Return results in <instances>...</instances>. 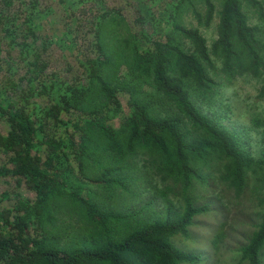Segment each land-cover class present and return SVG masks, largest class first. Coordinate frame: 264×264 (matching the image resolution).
Wrapping results in <instances>:
<instances>
[{
	"label": "trees",
	"instance_id": "16d2710c",
	"mask_svg": "<svg viewBox=\"0 0 264 264\" xmlns=\"http://www.w3.org/2000/svg\"><path fill=\"white\" fill-rule=\"evenodd\" d=\"M58 1L0 0V178L14 182L0 194V264H202L184 245L218 204L200 196L214 172L250 227L239 263L262 264L264 121L223 97L251 79L264 104V0H176L161 19L139 2L133 20ZM57 10L72 28L47 40ZM53 45L75 51L85 81L60 79Z\"/></svg>",
	"mask_w": 264,
	"mask_h": 264
},
{
	"label": "rangeland",
	"instance_id": "374dc122",
	"mask_svg": "<svg viewBox=\"0 0 264 264\" xmlns=\"http://www.w3.org/2000/svg\"><path fill=\"white\" fill-rule=\"evenodd\" d=\"M48 1L47 4H51L52 7H58V0H43ZM102 1L107 8L115 7L121 10L127 17H131V19L140 18L139 13V2L144 4L141 12L144 14L147 13V7H152L150 11H152L156 17L160 18V16L164 15V10L168 7L171 8L173 4H175L176 0H98L97 3ZM89 2L87 9L92 10V4ZM157 3V4H156ZM147 5V7H145ZM43 6V4H42ZM61 10V9H60ZM57 10L56 17L51 18L55 19L53 24L49 29V33L47 40L51 39L52 33L57 31L58 25L64 27L65 30L71 29V17L63 15L62 11ZM84 10V9H83ZM85 14L81 11V13L77 14L78 20H83L89 22L92 20L91 14ZM162 13V15H161ZM75 20V19H74ZM45 23V22H44ZM46 24V23H45ZM47 25V24H46ZM214 26L206 31L205 35L208 38L209 43H212V40L215 38ZM137 27L136 30H138ZM151 32V29H149ZM50 37V38H49ZM57 39V38H56ZM51 52V56L56 58L57 65L59 66V75L62 81H67L74 84H79V82L85 81L82 70H79L77 65V56L74 53H69L68 51L61 52L55 45L51 46L48 49ZM90 52V51H89ZM78 56L81 55L78 49ZM256 82L251 79H240L237 80L234 84L227 87L224 90V102H231L238 107V109H243L245 118L250 115L251 112H255L259 115L260 118L264 121V104L256 102ZM41 105L45 104V98L40 97L37 100ZM236 109V108H235ZM240 114L241 112H238ZM224 112V110H220ZM228 118L225 123L232 124L237 123L239 121H243L244 117L236 116V114H229L227 112ZM240 117V118H239ZM115 121V120H114ZM111 124L115 127H118V120ZM51 132L49 133L52 136H61L64 135L65 127L62 125L52 124L50 128ZM254 135V134H253ZM258 135L255 133L253 139V149H257L260 145V141L258 140ZM258 140V142H257ZM44 155V154H43ZM210 178V186L200 191V196H205L206 200L209 198L207 196H212L215 200L218 201V204L214 205V212L206 214L200 218V226L195 228V238L192 241L187 242L184 245V248L189 251L197 252L198 254L203 255L202 264H241L239 263V253L237 249L242 245V242L245 241V233H249L250 227L242 226L239 220L233 218V213L236 212V203L237 201L233 200L234 193L229 191L223 183L220 181V176L218 173L214 172L211 174ZM14 182L11 178H0V194L4 191L13 190ZM230 192V196L227 195V192ZM25 195L30 196V193L24 191ZM227 208V211L225 210ZM223 226V227H222ZM221 234H227V237L218 243V247L213 246L211 244V239L213 235L217 232L218 229H221ZM224 231V232H223ZM215 247V249H214ZM262 264H264V257L262 258Z\"/></svg>",
	"mask_w": 264,
	"mask_h": 264
}]
</instances>
